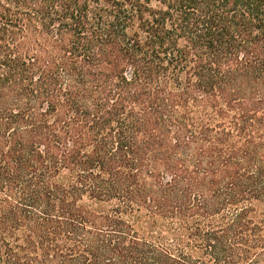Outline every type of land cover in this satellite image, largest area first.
Instances as JSON below:
<instances>
[{
    "label": "trees",
    "instance_id": "obj_1",
    "mask_svg": "<svg viewBox=\"0 0 264 264\" xmlns=\"http://www.w3.org/2000/svg\"><path fill=\"white\" fill-rule=\"evenodd\" d=\"M0 264H264V0H0Z\"/></svg>",
    "mask_w": 264,
    "mask_h": 264
}]
</instances>
